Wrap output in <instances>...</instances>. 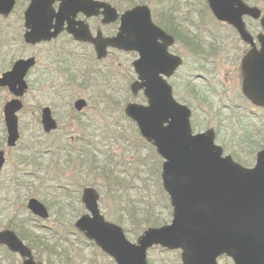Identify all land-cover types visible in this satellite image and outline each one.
Here are the masks:
<instances>
[{
  "label": "water",
  "instance_id": "1",
  "mask_svg": "<svg viewBox=\"0 0 264 264\" xmlns=\"http://www.w3.org/2000/svg\"><path fill=\"white\" fill-rule=\"evenodd\" d=\"M56 1H60V6L55 13L52 6ZM208 1L218 19L229 21L240 29L243 14L259 15L241 0ZM15 2L0 0V14L10 13ZM101 8H104L108 21L118 18L116 9L101 1L31 0L25 13L29 29L25 39L29 43L51 39L68 20L69 31L77 39L87 40L89 35L85 25L76 28L72 16L78 12L93 15ZM262 22L264 24V17ZM52 28L55 30L51 31ZM171 40V36L154 24L149 7L138 5L121 15L116 36L94 42L99 57L106 54L109 44L140 54L134 67L141 82L137 81L133 90L144 88L149 103H130L126 112L165 160L162 179L174 207L172 222L146 229L138 242L133 243L121 226L104 219L97 194L92 188H87L83 201L90 214L81 216L77 227L110 254L117 264H148L147 251L155 244L183 248L184 264H216V256L232 250V246L241 249L236 254L238 264H263L264 150L258 153L255 166L248 168L234 161L230 155L223 156L213 132H192L190 108L174 99L170 85L162 76L171 75L181 63L178 56L167 51V43ZM262 43L261 61L264 57L263 39ZM254 58L255 54L251 52L243 62L244 92L252 101L264 105V77L252 71L251 59ZM34 63V58L16 61L12 70L3 74L0 85L9 86L16 96L23 95L27 88L25 76ZM86 104L85 99H79L75 106L82 109ZM22 106L19 99H13L5 106L10 145H14L19 137L16 112ZM43 123L46 130L57 126L49 108L43 111ZM3 163L4 155L0 153V170ZM29 207L43 218L49 216L46 206L35 198L29 201ZM0 242L25 257L23 264H38L31 249L15 232L1 231ZM205 255L210 257L209 260H203ZM256 255L261 259L256 260Z\"/></svg>",
  "mask_w": 264,
  "mask_h": 264
},
{
  "label": "rangeland",
  "instance_id": "2",
  "mask_svg": "<svg viewBox=\"0 0 264 264\" xmlns=\"http://www.w3.org/2000/svg\"><path fill=\"white\" fill-rule=\"evenodd\" d=\"M192 2V8L183 3L182 11L177 16L182 26L181 33L183 35H185L186 28L188 29L190 26V18H192L191 23L198 22L201 25L199 31L192 29V34L198 37L205 36L204 26L216 32L220 29L224 30L208 9L199 11V8L203 9L205 6L204 0H192ZM253 2L258 9H261V13L264 12V0H253ZM27 4L28 0H17L13 12L7 17H0V42L2 43V45L0 44V62L5 55L9 57L13 55V59H16L34 54L38 57L39 67L42 69L50 63L49 55L54 51H59L61 46H65V50L78 56L85 54L90 57L93 55L94 58L90 59L87 56L88 59L83 61L78 58H70L68 63L78 74L72 71L75 74V79L71 85L62 83L68 82V79L65 75L63 77L60 71L57 75H51L50 82L52 84L43 83L36 86L37 84L34 83L36 88L32 87L31 92L26 96L25 108L19 114L21 138L18 148L27 142L38 143L37 146L41 145L43 148L50 147L52 152L45 153L40 158L42 168L47 170L48 182L52 183L51 180L56 179V183H71L73 190L70 194L75 198L74 202L78 203L76 207L82 208L80 211H86L81 202L83 188L93 186L100 196L102 213L108 219H113L118 214L120 208L118 198L107 189L106 181L99 172L104 164H110L127 180V184L121 185L122 195L140 201L137 205L142 208L146 201L155 199L159 193L158 183L154 178L156 176L147 168L138 167L139 161L133 154V146L140 141V133L136 123L129 119L125 113L128 96L129 101L147 103L146 99L143 101L141 97L137 98L138 95L136 96L130 91V85L134 81L132 79H136L132 63L137 59L138 54L110 49L108 55L99 60L95 58L96 52L92 45L76 41L65 42L66 36L60 37L53 44L27 45L23 41L24 11ZM148 5L154 12L153 4ZM90 22L93 23L95 20H90ZM8 37H10V45L5 44ZM11 37L15 38L12 43ZM183 41L185 40L183 39ZM173 50L184 59V65L176 74L177 76L173 78L176 81V86H182V83L186 85L185 77L187 78L190 73H203L208 76L207 79L199 78L194 81L198 88L196 91L199 90L198 96L194 97L185 90H174L178 99H185L192 104L193 121L197 124V129L203 131H207L210 127L219 129L218 143H223L229 151L231 148L241 151L243 146L250 141L257 142L258 149L264 146V139H259L256 135L259 129H264L263 123L252 117H245L246 110L249 108H246L247 103L241 95L236 63L228 58H216L214 62L206 64L204 69H198L197 65L200 60L197 55L190 53L181 43L175 44ZM50 66L53 67L51 64ZM39 67L37 72L40 70ZM37 75L39 73L32 75V78ZM180 79L182 83L179 81ZM59 85L60 88L64 87L60 96L54 92V89H58ZM140 94L142 95V93ZM78 97H84L88 101L83 112H77L73 107L74 101ZM9 98L8 92L0 89V119L3 116V105ZM42 105H50L52 109L55 107L53 112L59 122V128L46 136L37 120L41 111L38 109ZM259 111L264 113L263 110ZM3 129H5V125L1 123L0 140L3 137L5 142L6 134ZM44 140L46 143H43ZM250 143L254 144V142ZM58 147L62 149L60 157L57 153ZM38 150H40L39 147ZM92 155L93 158L95 157L94 161ZM16 156H19V149L8 150L7 162L0 179V205H2L0 209L4 215L0 219L5 217V206L10 203L11 207L7 215L10 214L13 219L4 220L3 223L0 222V225L7 227L13 223L14 218H21L32 236L34 233L32 230L38 231L40 223L45 226L40 229L39 235L48 243H57L58 252L63 255L61 257L56 254L51 256L49 251L44 248L40 253L41 260H37L40 264H49V262L50 264H116L114 259L103 253L96 244L85 236L78 235L75 226H70L69 221L74 218L68 215L71 207V204L68 203L70 198L64 197L62 192L57 191L53 194L47 192V200L51 202L50 210L53 215L50 219L42 222L38 221V218L32 215L27 208V200L25 201L21 196L26 193L25 189L18 185L11 194L8 193V189H4L5 182L12 175H19V172H15L13 169ZM79 159H85L84 167L78 165ZM98 160H100L99 163H97ZM130 179H133L131 184L128 181ZM54 194H58L60 197L54 196ZM9 199L11 200L9 201ZM13 203L15 205H12ZM163 217L168 222H171L173 218L172 215H168V212ZM121 225L125 230L130 228L127 220ZM50 226L58 230L57 237L48 229ZM9 228L11 227L9 226ZM126 235L131 242L137 243L138 236L136 237L130 232H126ZM2 253L0 254L1 264H11L12 261L21 264L22 259L19 255L10 257L4 255L3 250ZM148 259L149 264H181L180 251L162 250L161 247L151 248L148 252Z\"/></svg>",
  "mask_w": 264,
  "mask_h": 264
},
{
  "label": "flooded vegetation",
  "instance_id": "3",
  "mask_svg": "<svg viewBox=\"0 0 264 264\" xmlns=\"http://www.w3.org/2000/svg\"><path fill=\"white\" fill-rule=\"evenodd\" d=\"M241 1L248 8L255 9L256 11L259 12L258 16H254L251 13L243 14L241 16V20H242L241 29H240V27L234 26L228 22L217 21L218 23H220L222 25V28H224V30L220 29L219 31L216 32V31L212 30L211 28L204 26V28L206 30L205 37H198L197 35L192 34V29L199 31L200 25L198 23H195V22H193L191 24L192 18L189 19L190 20V27L188 29L186 28V33L190 36V39L193 38L196 41H199V40L201 41L202 51L196 52L193 50V45L185 44L184 42H182V40L180 41L179 39H177V37L175 35L170 33L165 28L164 24H166V23L163 20V18H160V22L156 21V24H158V26L162 30H164L168 36L172 37V40L167 43L168 53L172 54V55H179L178 53L174 52L173 46L175 44L181 43L190 53H193V54L198 56V58H199L198 60H200L199 64L197 65L198 69H204L206 64H208L210 62H214V60L216 58L217 59L218 58H221V59L222 58L223 59L228 58L229 60L236 63V72H237L238 78L240 79L241 92H243V83H244L243 61H244V58L247 54H249L251 52H253L255 54V58L251 59L252 60V64H251L252 71L256 75L260 74V76L264 77V58H263V61H261V59H262L261 53H262V46H263L262 39H264V24L262 22V16H263L264 12L260 13L261 9H258L255 6L253 0H241ZM205 2L207 4V6H205L204 9L210 10L211 8L208 5V0H205ZM58 8H59V3H57L56 5L55 4L53 5V10L58 11ZM199 9H200L199 11H203V9H201V8H199ZM25 11H24V15H25ZM9 15L10 14L3 15V17H7ZM105 19H106V16L103 14V10H100V12H98L94 16H88L87 14H85L83 12H79L74 16L76 28H78L81 24L85 25L87 32L91 36H94L95 38H97L98 40H107L111 37H114L117 34L118 27H119V26L115 27V24L118 25V23H116L117 21L116 22H110V21L108 22ZM56 20H57V18L55 17L53 22H55ZM90 20H95V22L91 23ZM52 30H54V28ZM25 32H26V28H25V31L23 34V41H24ZM63 36L67 37V40H65V42L69 43V42H73V41L75 42L76 41L74 34L68 30L67 21H65V25L62 27L58 36H56L55 38H52L50 40L41 41L40 43H37V44H31V46L40 45V44H53L60 37H63ZM14 40H15V38L13 37L11 39V43ZM5 41H6L5 44L10 45L9 44L10 37H8ZM160 42L163 43V41H161V40H160ZM24 43H25V41H24ZM82 43H87V44L94 46L93 45L94 43L91 41L82 42ZM0 44L2 45L1 42H0ZM25 44H27V43H25ZM27 45H29V44H27ZM64 48H65V46H61L59 51H57V52L54 51L53 54L49 55V57L51 58L50 63L42 69H40L41 67H39L38 57L34 54L29 55V56H21V57H18L16 59H13L14 58L13 55L10 57L8 55H5V57H3V60L0 62V79L4 73H6L12 69V67L16 63V61H18L20 59H29V58L35 59L34 65L29 69V71L26 75L27 88H26L23 96L21 97V100L23 102V106L20 109V111L17 113L18 116L25 108V105H26L25 98L31 92L32 87L36 88V86H40L43 83H48V84L51 83L52 84V82H50L51 75H53V74L57 75L59 71L62 72L61 73L62 76L65 75L68 79V82L65 81L62 83L71 85L72 79L70 76L75 75L72 73V71H74L76 74H77V72L75 71V69L71 65H69L68 62L70 61V58H74V59L78 58L81 61L88 59V58L91 59V57L88 55H87L88 58L85 54L78 56L71 51L65 50ZM109 49H115V48L110 47ZM95 58L99 59L97 56ZM50 64L53 65V67H51ZM38 67L40 70H38V72H37ZM35 73L36 74L39 73V75L32 78V75H35ZM176 74H178V73L175 72L171 76L167 77V80H168L169 84L171 85V88L173 89V91L175 89H180L182 91L185 90L187 93H189L192 96H193V93L191 91V88L192 89L195 88V91L198 89L197 86L194 84V81L199 79V78H206V79L208 78V76H205L203 73H197V74L190 73L189 74L190 79L186 80L187 81L186 85L184 83H182V81L180 79L179 81H181L182 86H176V81H174V79H173L177 76ZM34 83H36L37 85L34 86ZM52 88L54 89V87H52ZM63 88L64 87L60 88V85H59L58 89H54V92L58 96H60V93H61ZM0 89L7 91L8 94L10 95V98L4 103V105L15 98V96H14V94H13V92L9 86L0 85ZM196 92H199V90ZM79 98H82V97H78L77 99H79ZM250 104H252L251 105L252 107L264 110V106H262V105H255L252 102ZM4 105H3V107H4ZM46 108L50 109L51 114L53 115L52 117L55 120H57V118L55 117L54 112H53V111H55V107H54V109H52V107L50 105H44V106L42 105L38 109V111H40V110L41 111H40V116L38 115V118H37V120L40 122L41 126H43L42 113H43L44 109H46ZM250 111H253L255 114L257 113V111L254 110V108L250 109ZM79 112H83V111H79ZM19 120H20V117H19ZM1 123H4V125H5L4 116H2V119H0V124ZM3 130H5V129H3ZM43 143H46L45 140L43 141ZM18 147H19V142H17L15 144V146H9L7 135H6L5 142H4V138L3 137L1 138V140H0V153H4V166H3L1 173H3L5 164L7 162L8 150L19 149V156H16L14 164H13L14 171L19 172V175H16V176L12 175V177H10L9 180H7L5 182L4 189H8L9 190L8 193L11 194V193H13V189L16 188V186L20 185V188H23L26 190V193L21 195V196H23L25 201L27 200V203H28V200L30 199V197H29L30 190L34 189L33 188L34 187L33 168L34 167L40 168L41 172L44 174L45 169L42 168L41 163H40V158L43 155L34 156L33 151H34L35 144L32 142L23 143L20 148H18ZM19 180H20V182H19ZM17 181H18V183H17ZM37 184H38V186L41 187V189L44 193H47L46 184L44 183V181H42V182L38 181ZM1 200H4V198H1ZM10 200L11 199H9V201ZM12 205H15V203H13ZM0 206H2V205H0ZM10 207H11V203L6 204L5 209H4L5 217L2 220L0 219V222H2L4 220L9 221V220L13 219V216H11L10 214L7 215V212L9 211ZM3 216L4 215L2 214V210L0 209V218H2ZM238 250H240L239 247H234L232 249V252H236ZM1 253H2V246L0 245V254ZM2 256H3V253H2ZM256 260H258L257 256H256ZM218 264H237V263L231 254L225 253L222 256L218 257Z\"/></svg>",
  "mask_w": 264,
  "mask_h": 264
},
{
  "label": "trees",
  "instance_id": "4",
  "mask_svg": "<svg viewBox=\"0 0 264 264\" xmlns=\"http://www.w3.org/2000/svg\"><path fill=\"white\" fill-rule=\"evenodd\" d=\"M111 2L114 6H116L119 10L124 11L128 8H131L138 4H153L154 8V18L156 21L160 22V18H163L166 24H164L165 28L175 35L177 39L185 44L193 45L194 51H202L201 47V41H196L193 38L190 39V36L184 32L185 35H183L181 32V25L180 23L175 19V12L173 9H179V5L181 4V0H107ZM160 6V8H157ZM168 24V25H167ZM183 39L185 41H183ZM71 78L75 79L74 75L70 76ZM191 91L196 93L195 88ZM127 101V100H126ZM261 139H264V136L261 137ZM245 148V153L242 151H238L233 149L230 151L232 156L236 161L243 165H251L253 163V160L255 159V154L264 146H262L260 149L258 143H247ZM133 153L136 155L139 163L138 167L143 166V169L147 168L149 172H151L158 183L157 190L158 195L155 199L151 201H146V204L141 208L138 207L137 203H140V201H135L129 198L128 196L122 195V187L121 185L127 184V180L122 177L116 169H114L110 164H104L102 168L99 169L100 174L104 177L107 185V189L113 193L115 197L118 198L120 208L118 210V220L119 223H124L125 220H127L128 224L130 225V228L126 231L133 233L136 237L140 236L141 233L147 228L151 226H161L166 223H168V220L163 217V215L168 212V215L172 214V208L170 205L169 197L164 190L162 186V180H161V169H162V158L158 155L155 147L151 144L145 141L143 138L140 137V141L137 142L135 146H133ZM93 161L95 160V157L93 158ZM85 159H79L78 165L80 167H84ZM138 172V171H137ZM139 174V173H138ZM140 175V174H139ZM138 176V175H136ZM133 179L128 180L131 184ZM54 187H59V185H54ZM61 190H63V187H61ZM73 190V187H68L66 190V193L69 195ZM38 191L32 189L30 190V194H37ZM41 193V192H39ZM126 195V193H124ZM120 198H119V197ZM66 197V196H64ZM45 198V197H44ZM70 201L68 203L71 204L70 207V213L69 217H74L76 214L79 213L80 209H82L79 206V209L75 206V198L72 196H69ZM46 199V198H45ZM61 204V203H60ZM65 206V204H64ZM72 214V215H71ZM10 221V220H9ZM69 224L72 225V219L69 221ZM11 228L15 229V231L18 233V235L26 241V243L35 251L37 252L36 258L38 260H41V250L46 248L49 253L52 255H57L58 257H61L63 254L61 252H58V246L57 243H48L45 241L41 235H39L38 232L32 230L33 236L30 235V230L26 226V224L23 223V220L21 218H15L13 223H10L9 225ZM55 234H57V230H54ZM32 234V233H31ZM42 247V248H41ZM50 264V262H49Z\"/></svg>",
  "mask_w": 264,
  "mask_h": 264
}]
</instances>
